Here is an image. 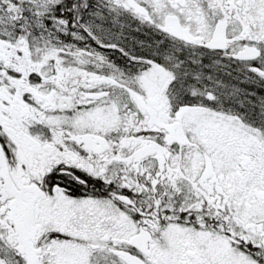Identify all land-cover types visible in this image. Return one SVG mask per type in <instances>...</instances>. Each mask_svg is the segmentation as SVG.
Returning a JSON list of instances; mask_svg holds the SVG:
<instances>
[{
  "label": "snow or ice",
  "instance_id": "snow-or-ice-1",
  "mask_svg": "<svg viewBox=\"0 0 264 264\" xmlns=\"http://www.w3.org/2000/svg\"><path fill=\"white\" fill-rule=\"evenodd\" d=\"M0 264H264V0H0Z\"/></svg>",
  "mask_w": 264,
  "mask_h": 264
}]
</instances>
